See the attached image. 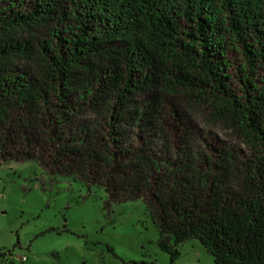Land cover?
<instances>
[{"label": "trees", "instance_id": "obj_1", "mask_svg": "<svg viewBox=\"0 0 264 264\" xmlns=\"http://www.w3.org/2000/svg\"><path fill=\"white\" fill-rule=\"evenodd\" d=\"M0 152L264 264V0H0Z\"/></svg>", "mask_w": 264, "mask_h": 264}, {"label": "rangeland", "instance_id": "obj_2", "mask_svg": "<svg viewBox=\"0 0 264 264\" xmlns=\"http://www.w3.org/2000/svg\"><path fill=\"white\" fill-rule=\"evenodd\" d=\"M159 238L142 201L115 205L103 187L0 152V264H171ZM180 253L174 264H215L197 240Z\"/></svg>", "mask_w": 264, "mask_h": 264}, {"label": "built area", "instance_id": "obj_3", "mask_svg": "<svg viewBox=\"0 0 264 264\" xmlns=\"http://www.w3.org/2000/svg\"><path fill=\"white\" fill-rule=\"evenodd\" d=\"M23 261H26V259L24 258Z\"/></svg>", "mask_w": 264, "mask_h": 264}]
</instances>
